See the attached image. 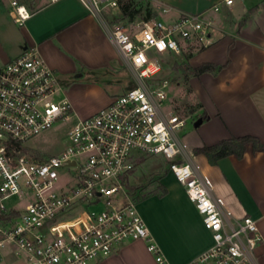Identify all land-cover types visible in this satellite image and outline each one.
Here are the masks:
<instances>
[{
  "label": "built area",
  "instance_id": "obj_1",
  "mask_svg": "<svg viewBox=\"0 0 264 264\" xmlns=\"http://www.w3.org/2000/svg\"><path fill=\"white\" fill-rule=\"evenodd\" d=\"M79 1L95 16L118 6V0ZM10 6L19 26L32 15L16 0ZM211 9L218 13L221 5ZM132 27L113 25L109 34L135 86L85 118L74 119L61 78L37 48L0 68V253L12 248L28 264H93L125 242L145 241L157 264H170L125 184L145 157L161 156L212 237L211 247L188 264H249L262 241L257 222L235 217L214 194L212 180L176 135L185 119L170 106L168 82L153 84L164 55L180 54L182 42L207 46L217 24L201 12ZM56 125L68 126V145L40 159L30 144Z\"/></svg>",
  "mask_w": 264,
  "mask_h": 264
},
{
  "label": "crops",
  "instance_id": "obj_2",
  "mask_svg": "<svg viewBox=\"0 0 264 264\" xmlns=\"http://www.w3.org/2000/svg\"><path fill=\"white\" fill-rule=\"evenodd\" d=\"M151 1L159 14L155 19L171 22L181 13L207 12L217 24L207 46L181 43L180 53L188 55L191 67L205 63L223 66L217 75L204 73L188 80L193 99L208 116L196 127L203 128L202 135L195 133L187 142L189 147L194 150L248 135L264 144V0H234L230 7L223 0ZM215 4L221 5L218 13L211 9ZM29 10L31 17L19 26L10 15V0H0V68L25 49L37 48L61 78L75 120L107 107L131 89L115 93L107 88L127 65L111 41L109 27L113 25L106 16L91 14L79 0H42L37 9ZM137 23L142 22L131 26ZM192 155V162L212 180L214 194L224 199L234 216H249L257 222L262 241L249 264H264V154H254L249 145L242 159L230 156L216 165L204 155ZM161 182L167 194L136 202L137 207L164 258L170 264H188L211 247L212 237L185 188L169 170ZM0 264L28 263L7 248L0 253ZM93 264L157 263L147 242L129 241Z\"/></svg>",
  "mask_w": 264,
  "mask_h": 264
},
{
  "label": "rangeland",
  "instance_id": "obj_3",
  "mask_svg": "<svg viewBox=\"0 0 264 264\" xmlns=\"http://www.w3.org/2000/svg\"><path fill=\"white\" fill-rule=\"evenodd\" d=\"M19 3L25 4L29 9H37L42 0H16ZM114 9L106 8L103 10L102 14L104 16L109 15ZM7 21L13 23L9 17ZM122 26V24L120 25ZM129 30L133 29L131 25L126 26ZM187 54L180 53L172 55L171 58L166 57L163 62L162 72L154 80L153 84H161L164 81L168 82L169 86V98L170 106L173 108L174 112L185 119V124L182 128L176 131L178 138L184 142H189L194 134L202 135L203 128L197 129L195 127V122L197 118L201 115V111H196L194 113H188L191 106H198L192 95L191 89L188 83H183L181 80L173 79L170 81L168 78L174 73L164 67V63L168 61H176L178 64H185L188 61ZM189 64V63H188ZM127 65V64H126ZM162 80V82H159ZM115 85V86H113ZM135 85V74L133 70L127 65L124 72L119 76L111 78L110 84L107 88L110 91L119 93L121 90H127ZM63 97L60 93L56 100ZM67 128L68 126L56 125L50 131L40 134L34 138L30 144L34 154L38 155L40 159H46L49 156L56 155L62 151L67 145ZM191 148V147H190ZM192 153L193 150L191 149ZM169 164L161 156H149L136 168L134 173L129 178L130 185H140L146 187L148 190L154 189L158 184H162V179L166 176V170H168ZM17 198L12 199L7 204L8 206L15 204Z\"/></svg>",
  "mask_w": 264,
  "mask_h": 264
},
{
  "label": "trees",
  "instance_id": "obj_4",
  "mask_svg": "<svg viewBox=\"0 0 264 264\" xmlns=\"http://www.w3.org/2000/svg\"><path fill=\"white\" fill-rule=\"evenodd\" d=\"M158 17L159 14L157 9L151 0H118L117 8L106 16V20L110 25L122 24L123 27H126L127 25H132L136 22H147ZM166 57L171 58L172 55L167 54L164 56V59ZM164 67H167L174 73L168 78L170 81L178 78V80H181L185 84L188 83L190 77L200 76L204 73L217 75L223 69V66L211 63H205L199 67L193 68L188 64V61L185 64H178L176 61H168L164 63ZM159 82H162V80H159ZM201 107L200 104L198 106H191L188 113L199 111ZM199 119L206 121L208 116L205 112H202L196 121ZM249 145L254 154H264V144L257 137L249 135L242 137L232 136L231 138L219 141L215 145H204L200 148H195L193 152L195 155H204L211 165H216L219 160L230 156L242 159L247 151V146ZM145 159L146 157L144 160ZM168 170H166V174L168 173ZM125 184L129 194L137 203L152 196L163 197L167 194L166 188L161 184H158L152 190H148L146 187L140 185H130L128 179L125 180Z\"/></svg>",
  "mask_w": 264,
  "mask_h": 264
},
{
  "label": "water",
  "instance_id": "obj_5",
  "mask_svg": "<svg viewBox=\"0 0 264 264\" xmlns=\"http://www.w3.org/2000/svg\"><path fill=\"white\" fill-rule=\"evenodd\" d=\"M203 122L202 119H199L198 121L195 122V127H198L199 125H201Z\"/></svg>",
  "mask_w": 264,
  "mask_h": 264
},
{
  "label": "snow or ice",
  "instance_id": "obj_6",
  "mask_svg": "<svg viewBox=\"0 0 264 264\" xmlns=\"http://www.w3.org/2000/svg\"><path fill=\"white\" fill-rule=\"evenodd\" d=\"M23 11V10H22Z\"/></svg>",
  "mask_w": 264,
  "mask_h": 264
}]
</instances>
